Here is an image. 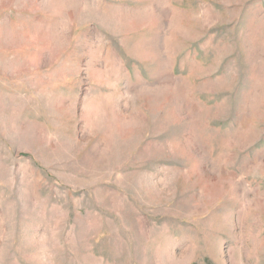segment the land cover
Listing matches in <instances>:
<instances>
[{
	"label": "rangeland",
	"instance_id": "obj_1",
	"mask_svg": "<svg viewBox=\"0 0 264 264\" xmlns=\"http://www.w3.org/2000/svg\"><path fill=\"white\" fill-rule=\"evenodd\" d=\"M0 264H264V0H0Z\"/></svg>",
	"mask_w": 264,
	"mask_h": 264
}]
</instances>
